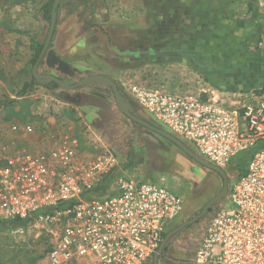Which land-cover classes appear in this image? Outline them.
<instances>
[{"label": "rangeland", "instance_id": "obj_1", "mask_svg": "<svg viewBox=\"0 0 264 264\" xmlns=\"http://www.w3.org/2000/svg\"><path fill=\"white\" fill-rule=\"evenodd\" d=\"M48 1L0 0V140L18 146L30 142L42 148L50 133L62 128L68 130V99L85 100L88 97L83 93H95L91 99L102 108L86 113L88 122L74 121L71 124L84 165L98 166L94 172L84 170L85 178L92 181V188L84 193V198L113 193L117 179L123 176L163 183L184 198L183 211L169 226V232L199 213L222 189V176L194 160L166 137L125 116L106 83L89 82L67 91L55 87L52 82L37 79L26 93H21L25 83L33 81L35 46L45 43L47 38L50 22L44 19L42 7ZM58 10V32L38 71L55 75L66 83H76L92 74H102L97 73L102 71L105 72L102 75L115 82L128 85L131 81H138L140 85L163 91L173 87L175 93L184 95L192 94L185 92L188 86L200 88L196 85L212 84L216 86L212 90L218 88L226 93L244 90L254 84L264 85V66L261 70V62L255 60L264 57V42L251 39L245 42L237 38L242 23L232 25L228 31L225 44H222L223 56L218 54L215 61L219 67L216 72L182 77L186 87L183 89L173 73H164L166 70L162 68L161 59H149L148 53L159 50L170 39L169 35H175V30L161 28L160 6H148L146 0H62ZM173 12H176L175 7ZM151 14L157 19L154 20ZM251 14L258 16L256 22L259 24L253 29L257 33L255 36L260 38L264 34L260 11ZM84 26L87 32L83 30ZM69 27L80 28L76 38H85L87 47L81 44L70 46V41L74 42L76 38L73 30L67 32ZM52 54H58L57 57L74 55L79 59H73L76 67L65 72L55 65V59L53 62L49 60ZM120 89L124 101L132 104L135 115L165 130L159 121L137 105L128 90ZM108 103L113 107L110 113ZM27 124L35 125L36 132L25 135L23 128ZM254 150L239 153L223 168L228 177L226 196L201 220L171 237L160 255L159 264H190L196 242L201 240L213 212L226 202L232 180L247 172ZM53 228L43 221L30 219L0 229V264H46ZM185 240L190 241L189 245Z\"/></svg>", "mask_w": 264, "mask_h": 264}, {"label": "built area", "instance_id": "obj_2", "mask_svg": "<svg viewBox=\"0 0 264 264\" xmlns=\"http://www.w3.org/2000/svg\"><path fill=\"white\" fill-rule=\"evenodd\" d=\"M264 2V0H263ZM137 105L198 156L224 168L255 149L207 223L190 264H264V88L189 96L134 85ZM36 132L27 124L25 135ZM74 134L50 133L42 148L0 140V220L36 219L54 227L46 264H154L184 208L160 182L119 177L115 191L85 199L92 181Z\"/></svg>", "mask_w": 264, "mask_h": 264}, {"label": "crops", "instance_id": "obj_3", "mask_svg": "<svg viewBox=\"0 0 264 264\" xmlns=\"http://www.w3.org/2000/svg\"><path fill=\"white\" fill-rule=\"evenodd\" d=\"M129 3L130 2H127V4ZM146 4L151 7L152 5L160 6L161 28L167 31L170 29H172L173 31L175 30V35L173 37L171 35L168 36L170 39L165 41L164 46L159 49L161 50L160 52L159 50H154L148 53L149 59L151 61L161 59V65L163 66L162 68L166 70L164 73H166L167 75H171L173 73V75L177 77V83L180 85L185 84L182 80V77L189 75H192L194 77H199L201 75H213L211 73L213 71L214 73L216 72L215 70L219 67L216 65L215 61L217 58H219L218 54L219 56H223L221 53H223L222 51L225 49L222 47V44H225L224 40L226 36H228L227 33L232 27V25H237L241 23L243 24L242 30L236 33L237 38H241L245 42L250 39V41L258 40L260 42H264V34H261L260 38L255 36L257 33L255 32L253 27L255 26V24H259L256 22V18H258V16H252L251 14L252 12L257 13V11H260V19L264 22L263 0H146ZM174 7L176 8V12H173ZM128 9L132 10L129 7ZM146 12L148 11L146 10ZM151 16L154 20L157 19L153 14H151ZM101 24L104 25V23ZM148 27H152V25ZM148 27H146V29H148ZM68 30L74 31L73 34L75 38L80 33V28L69 27V29H67V32ZM83 30H87L86 26L83 27ZM57 32L58 31L55 30V38ZM178 37L179 40H177ZM241 42L242 41H240V43ZM69 44L71 47L77 44L78 46H80V44L84 45L85 47L88 46V43L86 42L85 38H76L74 42L71 40ZM230 44H232V42ZM53 45L54 44H52V46ZM57 55H50L49 60L53 62V60L55 59V65L59 66L60 70L68 72L70 69L76 67V64H74L73 61L79 59V57L74 55H64L57 57ZM255 60L261 62L259 66H262L260 67V69L263 68L264 57H257L255 58ZM173 69H175L176 71L173 72ZM97 73L105 74V72L102 71ZM262 75H260V77L258 78V82H260ZM115 83L118 85V88H125V90H128L127 92H129V89L132 86L140 85L138 81H131L130 83H128V85L125 83H119L118 81ZM196 86L200 88L188 86V88L185 89L186 87L184 85L182 86V88L186 90L185 92L198 94V96H205L208 92L217 93L219 95H225L227 93L232 92H220V89L218 88H216V90H212L216 87L212 84H207L204 87H201V85ZM252 87H254L253 89L257 90L263 88L264 85L260 83L254 84L253 86L244 87V90H252ZM120 88L119 90L124 96V93ZM167 89L169 90H166L167 92L175 93V91H173V87H168ZM83 94L88 98L85 100H82L80 98L70 100L68 99V115L70 116L68 117V131L74 135L75 133L71 125L74 121L88 122L86 118V113L97 111L102 108L101 104H98L97 102L91 99V97L93 98V96H95V93L94 95H92V93L86 92ZM192 94L185 95L196 96ZM129 105L131 108H133L130 102ZM108 108L109 113L111 112V110L113 111V107H111L110 103H108ZM184 242L186 245H189L190 243L189 240H185ZM198 243L199 241L196 242V245H198Z\"/></svg>", "mask_w": 264, "mask_h": 264}, {"label": "water", "instance_id": "obj_4", "mask_svg": "<svg viewBox=\"0 0 264 264\" xmlns=\"http://www.w3.org/2000/svg\"><path fill=\"white\" fill-rule=\"evenodd\" d=\"M61 1L62 0H54V2H53L52 12H51V20H50L47 38H46V41L44 43V47H43L38 59L36 60V62L34 64V67L32 70L33 77L35 79H38V80L55 82L61 89H64L67 91L80 88L84 84L89 83V82L98 81V82L106 83L112 89L117 107L125 116H127L130 120L134 121L135 123L140 124V125L148 128V129L153 130L154 132L166 137L171 142L175 143L180 149H182L185 153H187L194 160L202 163L207 169L220 174L224 180V184H223L222 189L212 199H210L207 202V204L201 209V211L199 213H197L192 218L183 221L178 226H176L175 228H173L172 230H170L169 232L166 233V235H165V237L161 243V246H160L157 254L154 257V264H159L160 255L163 253V250L166 247L169 240L171 239V237L174 236L179 231H181L182 229L186 228L187 226H190V225L198 222L199 220H201L211 210L213 205L218 203L220 200H222L226 196V194L228 192V177H227L226 173L224 172L223 168L218 167L216 165H213V164L209 163L208 161L204 160L203 158H201L200 156H198L189 147H187L180 139H178L177 137H175L174 135H172L168 131L161 129L159 127H156V126L148 123L144 119L135 115L133 113V110H132L133 108L130 107L128 102L124 101L122 93L118 88V85L110 77L105 76V75L94 74V75L84 77L83 79L79 80L76 83H66L61 78H59L55 75L45 74V73H41L38 71L39 65L41 64L42 60L44 59V57L46 56V54L50 48L55 30L57 27L58 9H59V4Z\"/></svg>", "mask_w": 264, "mask_h": 264}, {"label": "trees", "instance_id": "obj_5", "mask_svg": "<svg viewBox=\"0 0 264 264\" xmlns=\"http://www.w3.org/2000/svg\"><path fill=\"white\" fill-rule=\"evenodd\" d=\"M53 2H54V0H49L48 2H46L45 4H44V6L42 7L43 8V16H44V19L45 20H47L48 22H50V20H51V12H52V6H53ZM43 47H44V43L43 44H41V45H36L35 46V57H34V59H33V62H36V60L38 59V57H39V55H40V53H41V51H42V49H43ZM38 80L37 79H35L34 77H33V81L31 82V83H25V85H24V88L22 89V91H21V93L23 94V93H26L27 92V90L35 83V82H37ZM53 83V85L55 86V87H58V85L55 83V82H52ZM264 88V87H263ZM262 88V89H263ZM260 89H257V90H255V91H259ZM243 91H245V90H243ZM27 220H30V219H26V220H22V219H19V218H15V219H8V220H0V229H3V228H5V227H7V226H9L10 224H12V223H16V222H25V221H27ZM165 237V236H164Z\"/></svg>", "mask_w": 264, "mask_h": 264}]
</instances>
